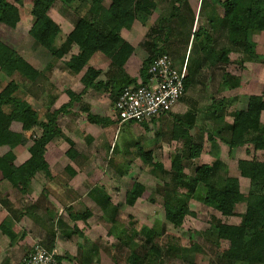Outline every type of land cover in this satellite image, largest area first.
Here are the masks:
<instances>
[{"label": "rangeland", "instance_id": "obj_1", "mask_svg": "<svg viewBox=\"0 0 264 264\" xmlns=\"http://www.w3.org/2000/svg\"><path fill=\"white\" fill-rule=\"evenodd\" d=\"M7 1L18 8L20 22L16 29H10L0 24V40L16 51L19 57L30 63L37 71L39 70L41 76L37 79L36 84L22 83L18 73L9 75L0 68V91L7 88L11 82L22 84L16 96L22 98L27 104H31L30 101L35 103L34 108L38 110L42 121L49 110L51 111L55 107L58 108L69 101L68 94V97L65 94L67 90L80 92V89L83 88L80 81L87 68L75 76L70 73L67 67L72 56L79 53L77 46H73L62 59H57L29 36L34 23L31 14L33 0ZM189 1L198 15L195 14L194 31H197L200 26L209 30V24L206 22L207 11L203 12L201 1ZM205 1L212 4L217 0ZM108 5V1L104 2V6L107 7ZM77 6L78 3L67 6L57 1L49 11L48 16L61 29V34L53 45L55 49H60L65 44L67 36L78 22L79 15L75 13V7ZM215 7L219 9V4L216 3ZM161 8L163 6H160V10L154 13L152 17H146L148 20L144 24L138 21L135 22L140 27L135 26L134 23V29L126 36L125 32L122 35L129 37L130 40L138 36L141 37V34L144 33L147 35L152 27L156 26L155 24L161 15ZM165 14L164 10L163 15ZM171 33L169 34L170 43L168 42L169 44L165 47V52L176 55L175 59L178 66L181 65L186 68V76L189 75L191 84L183 99L169 113H166L168 115H164L163 120L146 123L147 127L144 125L111 127L110 123L106 122L98 125V129L95 128L94 130V128H90L87 116L89 114L95 115L96 112L94 114L91 112L84 113L83 118L78 119L80 121H78V125L82 126V122L84 125L87 124V131L89 127V133L94 138L93 141L96 139L94 143L86 142L88 141L87 136L84 137L83 132L78 133L76 131L78 127L75 124L72 127L65 120L59 123L65 137L67 130L71 129L72 134L82 141L81 144L76 145V153L80 154V157L86 156L88 158L87 160H81V158L76 160L75 166L80 167L82 165L90 174L87 181L85 180L87 183L83 185L87 184L88 188L96 185V189L102 193L101 195L98 193L99 197L103 199L108 196L113 201L112 203L110 201L113 207L111 206L106 212L94 203L92 204L89 201L90 196H87L83 201V204L88 205V207L85 205L75 207L76 214L82 215L88 210L90 216L77 223L78 227L82 228L87 235L80 237V235L74 234V241L69 242L64 247L63 253L65 256H63L66 257V264H127L128 256L131 254L132 249H135L126 248L127 243L130 246L133 244L138 246L136 252L142 257V264L154 263L152 261L155 254L149 252L153 244L161 253V258L157 264H235L222 260V256L215 246L216 236L209 232L210 224L215 218L225 225L238 226L241 224V216L246 213L248 205H255L258 200L250 199L252 202L249 204L245 202L238 205L235 209L237 216L225 218L219 212L208 208L204 204L206 191L203 186L197 185L194 192L189 195L187 206L189 213L183 220L182 225L176 228L165 218L164 199L161 190L170 181L173 159L184 149L182 140L176 141L172 138V128L175 126L179 129L184 128L191 118H193V127L189 135L194 144L203 147L204 153L198 160L185 162L184 177L186 183L193 187L192 177L195 175L197 166L206 164L214 169L216 178H236L239 181L242 194L248 195L252 190L250 180L241 177L239 162L252 161L255 155L254 148L249 145L230 150L226 144L230 132L226 127L231 125L233 121L232 117L229 116L231 113L246 109L250 97L261 95L264 91V32H254L249 36V40L254 45V55L248 59L242 54L241 50L231 48L228 36L223 28L217 34H213L215 39L214 49L217 54H220L222 49H233L228 56L229 65L211 64L213 61L206 60L204 56L200 55L193 38L189 44L183 46ZM144 36L141 38L143 42L146 37ZM162 45L164 46V44H159V47H163ZM142 59H144L143 54ZM108 61L104 55L99 53L93 56L88 64V66H93L94 69L102 71V75L97 79L98 82H107L106 75L110 67V61L109 63ZM198 61L199 63H197ZM240 61L243 63L240 64ZM91 62H93V65ZM140 62L138 61L137 65L130 67V72H127L128 76H126L128 79L139 74L142 68ZM119 79L123 78L118 77ZM87 94L88 96L97 97L99 102L107 105L108 110H110L109 105L112 101L108 91L104 89L90 90ZM222 99L228 101V116L224 125L216 120L212 108L214 101ZM3 109L6 114L12 111L9 107H3ZM104 115L109 118V113L106 112ZM79 116H81L80 113ZM74 120L77 121V119L70 117V121L75 122ZM262 122L264 123V114L262 115ZM217 131H220L219 134ZM40 132L41 129L36 128L33 133L23 134L22 143L14 149L15 157L18 154L20 155V159L17 160L16 157V164H21L27 156H30L28 153L33 144V136L35 135L38 138ZM63 147L65 150L69 149L68 144L62 138H58L56 142L53 141L50 147V156L55 151L63 156L65 152ZM139 147L144 152H152V163L161 165L162 172L155 170L154 166L147 165L142 161V158L138 155ZM23 154L26 156L25 158H23ZM260 160L264 163V151L260 153ZM57 163L61 164V167L63 166V161ZM59 164L56 168L60 167ZM66 177H68L67 183H69L71 179L68 175ZM56 178L60 179L62 175L58 174ZM83 178L81 177L80 180H83ZM134 183L143 185L145 192L137 199L134 206L129 207L126 198L130 186ZM1 187L0 202H2L0 204L4 210H7L10 202L7 200L3 202L2 193H5L4 188L6 190L13 189L17 192L19 190L7 184L3 185L4 188ZM179 191L187 195L188 189L180 188ZM18 197L20 198L19 195ZM69 214L70 216L73 215L71 212H67L66 209V219H68ZM55 219L53 217V220ZM151 233H153L150 235L153 242L147 244ZM78 240L80 242H77ZM168 243L179 245V249L177 251L171 250ZM49 245H44V248L51 249Z\"/></svg>", "mask_w": 264, "mask_h": 264}, {"label": "trees", "instance_id": "obj_2", "mask_svg": "<svg viewBox=\"0 0 264 264\" xmlns=\"http://www.w3.org/2000/svg\"><path fill=\"white\" fill-rule=\"evenodd\" d=\"M57 1L67 6L78 3L75 13L79 15L78 22L60 49H55L53 45L61 34V29L48 16ZM106 1L109 2L107 7L104 6ZM162 5L170 6L169 15L159 18L157 25L152 27L142 44L143 48H147L149 52V57L144 61L139 72L143 85L149 83L148 70L153 61L163 55H170L165 53L163 47H159V44L167 46L170 43V32L183 46L189 44L193 38L197 45H202L201 51L204 58L213 61L211 64L214 65L230 64L228 56L233 49H222L220 54H217L214 49L213 34H217L222 28L228 36L231 48L241 50L246 59L254 55V45L249 40V36L254 32H264V0H226L220 4L221 13L207 16L206 22L209 24V30L200 26L197 31H194L195 15L191 11L183 10L184 6L188 5L187 0H33L31 14L34 23L29 36L57 59H62L73 46H77L79 53L72 56L67 65L70 73L76 76L87 68L80 81L84 91L104 89L110 94L114 105L124 88L136 87L137 83L136 79L126 77L125 67L135 49L122 38V33L131 30L137 21L144 24L148 20L147 18L152 17L160 10ZM202 10L206 11L204 8ZM19 22L18 8L7 0H0V24L10 29H16ZM99 53L110 61L106 83L96 82L102 75V71L88 66L93 56ZM242 63L240 61V64ZM0 68L9 75L18 73L22 83L36 84L37 79L41 76L40 72L1 40ZM118 77L123 79L118 80ZM189 78L187 75L184 79L185 94L190 88L191 80ZM122 84L123 86H121ZM21 85L11 82L7 88L0 91V185H11L22 195H27L31 181L39 173L48 170L45 154L48 145L53 140L62 138L69 146L66 152L67 156L72 160L75 156L77 157L75 143L64 136L58 121L61 113L66 112L73 104L81 102L82 95L68 91L69 104L59 111L49 110L44 120L41 121L38 110L16 96ZM227 104L228 101L222 99L214 101L212 106L214 117L222 125L225 124V119L228 116ZM3 107H9L12 111L6 114ZM263 114L264 91L261 95L251 96L246 109L231 113L229 116L233 121L231 125L225 126L230 132V137L226 140L230 150L249 145L254 148L255 155L252 161L239 162L241 177L250 180L251 183L252 190L248 195L241 193L239 181L236 178H216L214 169L206 164L197 166L195 175L192 177L193 187L189 186L184 177L185 162L198 160L204 153L203 147L194 144L189 135L193 127V118L184 128L179 129L175 126L171 131L174 140L180 139L184 142L183 151L178 153L171 163L170 181L161 190L165 218L174 227H180L188 215L189 195L194 192L197 185L203 186L206 191L204 204L225 218L237 216L235 209L238 205L245 202L249 204L252 202L250 199L258 200L257 204L248 205L246 213L241 216V224L238 226L225 225L215 218L214 221L217 222H211L209 232L216 236L215 246L225 262L264 264V163L260 160V153L264 151ZM87 119L89 123L95 125L109 122L108 119H100L90 114ZM113 119L115 120L114 117ZM154 121L155 119L152 122ZM115 122L119 124L117 120ZM127 124L146 126V123ZM36 128L41 129V132L38 138L33 136V144L29 148L30 158L17 167L14 164L16 160L14 149L22 143L23 134L33 133ZM219 132L217 131L218 134ZM138 152L145 164L154 166L155 170L163 171L161 165L152 163L151 151L144 152L139 147ZM67 172L71 178L75 176V173H71L68 168ZM180 188L188 189L187 195L181 193ZM144 192L143 185L138 183L131 185L126 198L127 206H134ZM98 193L102 194L100 190L92 192L96 195H99ZM98 203L104 212L111 207L106 205L110 203L108 196L103 199L100 197ZM89 216L90 213L87 212L83 216H79L78 219ZM152 234H149L147 244L153 242L152 236H150ZM130 247L135 249H132L128 256L127 264H142L143 259L136 252L138 246L135 244L130 246L127 243L126 248ZM168 247L175 251L179 249V245L175 243H168ZM149 250L155 254L153 264H157L161 258L159 249L153 244Z\"/></svg>", "mask_w": 264, "mask_h": 264}, {"label": "crops", "instance_id": "obj_3", "mask_svg": "<svg viewBox=\"0 0 264 264\" xmlns=\"http://www.w3.org/2000/svg\"><path fill=\"white\" fill-rule=\"evenodd\" d=\"M200 1H201V6L204 5V7L202 8H204L207 11L206 14L208 16V15H213L214 13L215 14L221 13L222 8L220 4L225 2L226 0L224 1L217 0L212 4L209 2L207 3L205 0L204 2L203 0H200ZM216 3L219 4V9L215 7ZM187 4L188 5H185L186 7L184 6L183 10L191 11L193 15H195L196 12L193 8V5H191V2L189 0H187ZM162 6L166 14L163 15L164 10L163 8H161L160 17L169 15L170 12L168 11L170 10V6L168 7L165 5H162ZM134 25L137 27H140V25L136 23ZM155 25H157V23ZM133 29H134V26L131 30L125 31V36L128 33H130ZM144 35L145 33L141 34V37L138 36L136 38H133V40H130L129 37H124L122 35V38L125 39L128 43H130L135 49L133 56L130 58V60L128 61L125 67L126 74L127 72H130V67L132 65H137L136 63L138 61H141L140 63L143 65L144 61H146L149 57V54H148L149 52H147L148 49L146 50V48H143L142 46L143 39L141 38ZM165 47L166 46L164 44L163 46L164 51H165ZM197 48H198V52L200 53V55L203 56L202 51H201L202 45H197ZM142 54L144 56V59L141 60ZM169 56L171 60L173 61L174 65H176L177 67H180L178 66V63L176 62V59H175L176 55H171L170 53ZM91 63L93 65V62ZM197 63H199V61ZM197 63L195 62V64ZM131 79L137 80L136 85L142 82L140 80L139 74L135 77L134 76L131 77ZM90 90L94 91L93 89L84 91V88L80 89L79 93H77L76 91L67 90V92L71 91L75 93L76 95H82L83 99H81V101L83 100L84 102L75 103L72 105L71 108L67 109L66 112L64 111L63 113H61V115L59 116L58 123L65 120L66 122H69L70 126L72 127L75 124V126H77L79 129L78 128L77 130L75 128L74 129L78 133L83 132L84 137L87 136L88 141L86 142L94 143L96 142V139L95 141H93L94 138H93V135H90L89 133L90 132L89 127L87 131V128H86L87 124L84 125L82 122L81 123L82 126L78 125V123L80 122L79 120L81 119L84 113L91 112L92 114H94V112H96L94 116L100 119H108L111 127L112 126L119 127V124H117L115 120L113 119L114 105L112 104V102L109 105L110 110H108L107 108L108 106L100 103L97 97L92 96V95L88 96L87 93L90 92ZM67 92H65L66 97H68ZM69 101L65 102L58 108L55 107L51 109V111L55 112V111L61 110L62 108H65L69 104ZM96 101L98 104L95 103ZM30 103L31 104L29 105L33 107L36 106L35 103H32L31 101ZM97 112H99L100 114L98 115ZM106 112L109 113L108 117L111 119L107 118L106 115H104ZM169 112L170 111H168V113ZM79 113L81 114V116H79ZM164 115H168V114L165 113ZM164 115L156 118L155 121L163 120L162 118H165ZM70 117H72L73 119H77V121L74 120L77 123L70 121ZM90 124H89L90 128H94V130L95 128L98 129V125H95V124L90 125ZM123 126L126 127V126H133V125L124 124ZM81 128H83L82 131H81ZM62 132L64 134V131ZM72 133L73 132L71 129L67 130L66 137L75 143V148H76V145L78 146L79 144H81L82 141L81 139H78V137H75V135H73ZM55 140L57 141L58 138H56ZM55 140L53 141L56 142ZM53 141L48 145L47 152L45 154V161H46V164L48 165V170L47 172L39 173L31 181L30 186L27 190V195L25 197L23 195L21 196L20 192H17L13 189L6 190L4 188L6 186L3 187V185H0L2 186L1 188H4L5 190V193H2V198H4L5 201L7 200L10 202L9 209L7 210H4L0 204V264H22L23 259L32 250V247L36 243H40L43 246L46 244H50L49 247L58 251L60 259H61L60 260L61 263L66 264L67 260H66V257H64L65 255L63 253L64 247L67 244H69V242L74 241V234L75 235L78 234L80 235V237L87 235L83 232L82 228L78 227L77 223L82 221V219H78V217L83 216L85 213L89 211L88 210L85 211V213L82 215L76 214L74 211L75 207L85 205L83 204V201L86 199L87 196L88 197L90 196L89 201L92 202V204L94 203L96 206L100 207V204L98 203L100 200V197L96 194H92L93 191L98 190L96 189L97 186L95 185L93 187L88 188L87 184L83 185L87 183L86 181L88 179V176H90L89 172L82 165L80 167H78L77 165L75 166V164L77 163L76 160H79L80 158L81 160L82 159L87 160L88 157L86 156L80 157L81 155L77 153V157L75 156L74 159L72 160L67 156L66 154L67 150H65L64 147L63 148L65 152L63 156L56 151L53 153V155L50 156V147L53 144ZM22 156H24V154ZM16 157L18 160L20 155L18 154ZM25 157L26 156H24L23 158ZM29 158L30 156H27V158H25L24 162H22L21 164L15 163L16 166L17 167L21 166ZM57 160L63 161L62 167H61V164L57 163L59 162ZM58 164L60 165V167L56 168ZM67 168L70 169L71 173H75V176L73 178L70 177V174L67 172ZM58 174L62 175V178L60 179L56 178ZM67 175L71 179L69 183H67L68 182V177H66ZM81 177H84L85 179L83 178V180L82 179L80 180ZM104 192L105 194L108 195L106 191ZM18 195L20 196V198L18 197ZM110 201L111 203L113 202L112 200ZM111 203L106 204V205L113 207ZM85 206L88 207V205H85ZM66 209H67V212L69 211L71 212V214H73L71 216L69 214V216H67L68 219H66ZM53 217L56 218L55 219L56 221L53 220ZM49 220L52 222H47ZM46 223L49 225H47ZM77 242H80V241L78 240Z\"/></svg>", "mask_w": 264, "mask_h": 264}, {"label": "built area", "instance_id": "obj_4", "mask_svg": "<svg viewBox=\"0 0 264 264\" xmlns=\"http://www.w3.org/2000/svg\"><path fill=\"white\" fill-rule=\"evenodd\" d=\"M148 85L124 88L113 108L119 126L149 123L170 111L185 95V67H177L168 55L153 61ZM57 250L36 243L22 264H62Z\"/></svg>", "mask_w": 264, "mask_h": 264}]
</instances>
